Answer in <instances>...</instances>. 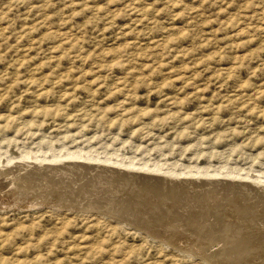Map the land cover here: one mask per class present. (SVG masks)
Returning <instances> with one entry per match:
<instances>
[{
	"label": "rangeland",
	"instance_id": "1",
	"mask_svg": "<svg viewBox=\"0 0 264 264\" xmlns=\"http://www.w3.org/2000/svg\"><path fill=\"white\" fill-rule=\"evenodd\" d=\"M0 165V264H264V0H0Z\"/></svg>",
	"mask_w": 264,
	"mask_h": 264
},
{
	"label": "bare ground",
	"instance_id": "2",
	"mask_svg": "<svg viewBox=\"0 0 264 264\" xmlns=\"http://www.w3.org/2000/svg\"><path fill=\"white\" fill-rule=\"evenodd\" d=\"M78 155V154H77ZM79 156H80V154H79ZM79 156H77V157H79ZM71 158V157H70ZM75 158V157H74ZM85 158H87V157H85ZM91 158V157H90ZM89 158V159H90ZM93 159V158H92ZM45 161V160H44ZM79 163H81V162H79ZM71 164H73V162L71 163ZM70 164V165H71ZM55 165V164H54ZM63 165H65V163L63 164ZM87 165H89V164H87ZM102 165V164H101ZM1 166V165H0ZM47 166V165H46ZM59 166H60V164H59ZM58 166V167H59ZM75 166V165H74ZM90 166H92V165H90ZM43 167V166H42ZM61 167V166H60ZM80 167V166H79ZM6 168V167H5ZM96 168V167H95ZM36 169H38V168H36ZM72 169V168H71ZM103 169V168H102ZM13 170V169H12ZM47 170V169H46ZM93 170V169H92ZM107 170V169H106ZM2 171V170H1ZM90 171H91V169H90ZM38 172V171H37ZM89 172V171H88ZM117 172V171H116ZM61 173V172H60ZM32 174V173H31ZM36 174V173H35ZM43 175V174H42ZM51 175V174H50ZM130 175V174H129ZM36 176V175H35ZM45 176H46V174H45ZM56 176V175H55ZM97 176V175H96ZM118 176V175H117ZM131 176V175H130ZM120 177V176H119ZM21 178V177H20ZM113 178V177H112ZM121 178V177H120ZM48 179H49V177H48ZM127 179V178H126ZM134 179H136L135 177H134ZM29 180H30V178H29ZM125 180V179H124ZM168 180V179H167ZM172 180V179H171ZM19 181H21V180H19ZM12 182V181H11ZM43 182V181H42ZM124 182H126V181H123V183ZM164 182V181H163ZM170 182V181H169ZM168 182V183H169ZM209 182V181H208ZM27 183V182H26ZM44 183H45V181H44ZM139 183V182H138ZM142 183V182H141ZM193 183V182H192ZM200 183V182H199ZM19 184V183H18ZM24 184V183H23ZM47 184V183H46ZM53 184V183H52ZM165 184V183H164ZM217 184V183H216ZM236 184V183H235ZM2 186H3V184H1ZM14 185V184H13ZM21 185V184H20ZM19 185V186H20ZM45 185V184H44ZM152 185V184H151ZM195 185V184H194ZM199 185V184H198ZM212 185V184H211ZM237 185V184H236ZM239 185V184H238ZM139 186V185H138ZM191 186V185H190ZM226 186V185H225ZM7 187V186H6ZM9 187V186H8ZM12 187V186H11ZM13 187H15V186H13ZM27 187V186H26ZM25 187V188H26ZM50 187V186H49ZM170 187V186H169ZM188 187V186H187ZM206 187H208V186H206ZM214 187H217V186H214ZM237 187V186H236ZM241 187V186H240ZM16 188H17V185H16ZM23 188V187H22ZM147 188H148V186H147ZM185 188V187H184ZM228 188V187H227ZM243 188V187H242ZM1 189V188H0ZM5 189V188H4ZM12 189V188H11ZM142 189V188H141ZM149 189V188H148ZM162 189H163V187H162ZM175 189V188H174ZM186 189V188H185ZM191 189H192V187H191ZM201 189V188H200ZM206 189V188H205ZM209 189V188H208ZM218 189V188H217ZM221 189V188H220ZM226 189V188H225ZM240 189V188H239ZM1 190H3V189H1ZM0 190V191H1ZM21 190V189H20ZM168 190V189H167ZM207 190V189H206ZM223 190V189H222ZM238 190V189H237ZM241 190H243V189H241ZM134 191V190H133ZM164 191V190H163ZM166 191V190H165ZM174 191H176V190H174ZM187 191H189V190H187ZM196 191V190H195ZM208 191V190H207ZM210 191V190H209ZM219 191V190H218ZM4 192H8V191H4ZM3 191H2V193H4ZM20 192V191H19ZM193 192V191H192ZM216 192V191H215ZM223 192V191H222ZM236 192V191H235ZM239 192V191H238ZM11 193V192H10ZM178 193H180V192H178ZM200 193V192H199ZM202 193V192H201ZM218 193V192H217ZM248 193V192H247ZM168 194V193H167ZM206 194H207V192H206ZM225 194V193H224ZM228 194V193H227ZM14 195V194H13ZM36 195V194H35ZM186 195V194H185ZM191 195V194H190ZM195 195V194H194ZM194 195H192V196H194ZM208 195H209V193H208ZM207 195V196H208ZM211 195V194H210ZM229 195V194H228ZM240 195V194H239ZM245 195V194H244ZM39 196V195H38ZM154 196V195H153ZM232 196V195H231ZM8 197V196H7ZM180 197V196H179ZM233 197V196H232ZM10 198V197H9ZM49 198V197H48ZM188 198V197H187ZM196 198V197H195ZM200 198L201 197H199V200H200ZM219 198H221V197H219ZM230 198V197H229ZM241 198V197H240ZM261 198V197H260ZM263 198V197H262ZM261 198V199H262ZM12 199V198H11ZM175 199V198H174ZM256 200L258 199V198H255ZM9 200V199H8ZM16 200V199H15ZM56 200V199H55ZM123 200V199H122ZM197 200V199H196ZM202 200V199H201ZM221 200V199H220ZM227 200V199H226ZM229 200V199H228ZM233 200V199H232ZM2 201V203H4V202H7L6 201V198H5V196H1V193H0V202ZM35 201H37V200H35ZM71 201H73V200H71ZM249 201V200H248ZM254 201V200H253ZM259 201V200H258ZM262 201V200H261ZM14 202V201H13ZM27 202V201H26ZM57 202V201H56ZM68 202V201H67ZM70 202V201H69ZM200 202V201H199ZM216 202V201H215ZM219 202V201H218ZM242 202V201H241ZM247 202V201H246ZM7 203H9V202H7ZM12 203V202H11ZM17 203H19V201L17 202ZM59 203H61V202H59ZM63 203V202H62ZM93 203V202H92ZM126 203V202H125ZM133 203V202H132ZM259 203V202H258ZM10 204V203H9ZM14 204V203H13ZM235 204V203H234ZM243 204H244V202H243ZM246 204V203H245ZM253 204V203H252ZM21 205V204H20ZM58 205V204H57ZM90 205V204H89ZM225 205V204H224ZM242 205V204H241ZM14 206H15V204H14ZM53 206V205H52ZM67 206V205H66ZM74 206V205H73ZM83 206V205H82ZM134 206V205H133ZM185 206V205H184ZM249 206V205H248ZM6 207V206H5ZM72 207V206H71ZM19 208V207H18ZM61 208V207H60ZM248 208V207H247ZM261 208H263V207H261ZM115 209V208H114ZM215 209V208H214ZM259 209V208H258ZM86 210V209H85ZM206 210V209H205ZM264 210V209H263ZM115 211V210H114ZM120 211V210H119ZM141 211V210H140ZM111 212V211H110ZM126 212H127V210H126ZM188 212V211H187ZM210 212V211H209ZM218 212V211H217ZM236 212V211H235ZM244 212V211H243ZM242 212V213H243ZM203 213V212H202ZM222 213V212H221ZM111 214H112V212H111ZM114 214H115V212H114ZM108 215V214H107ZM181 215V214H180ZM191 215V214H190ZM221 215V214H220ZM194 216V215H193ZM200 216V215H199ZM110 217H112V216H110ZM116 217H117V215H116ZM125 217V216H124ZM132 217V216H131ZM167 217H169V216H167ZM259 217V216H258ZM169 219V218H168ZM248 219V218H247ZM194 220V219H193ZM241 220V219H240ZM179 221V220H178ZM225 221V220H224ZM205 222V221H204ZM148 223V222H147ZM216 223V222H215ZM236 223V222H235ZM245 224V223H244ZM233 225V224H232ZM239 225V224H238ZM197 226V225H196ZM254 226V225H253ZM148 227V226H147ZM173 227V226H172ZM203 227V226H202ZM214 227V226H213ZM228 227V226H227ZM247 227V226H246ZM189 228V227H188ZM208 230V229H207ZM259 231V230H258ZM201 232V231H200ZM232 232V231H231ZM237 232V231H236ZM156 233V232H155ZM204 233V232H203ZM247 233V232H246ZM252 233V232H251ZM250 233V234H251ZM182 234V233H181ZM202 234V233H201ZM203 235V234H202ZM238 235V234H237ZM228 236V235H227ZM188 237V236H187ZM223 237V236H222ZM202 238V237H201ZM208 238H210V237H208ZM261 238V237H260ZM179 239V238H178ZM218 239V238H217ZM239 239V238H238ZM181 240V239H180ZM235 240V239H234ZM196 241V240H195ZM174 242V241H173ZM223 242H225V241H223ZM235 242V241H234ZM178 243V242H177ZM180 243V242H179ZM187 243V242H186ZM202 243V242H201ZM208 243V242H207ZM174 244H175V242H174ZM187 244H189V243H187ZM224 244V243H223ZM176 245V244H175ZM214 245V244H213ZM179 246V245H178ZM181 246H182V244H181ZM219 246V245H218ZM253 246V245H252ZM183 247H185V246H183ZM187 247H188V245H187ZM189 247H190V245H189ZM188 247V251H189V248ZM192 247V246H191ZM201 247V246H200ZM186 248V247H185ZM225 248V247H224ZM235 248V247H234ZM182 249V248H181ZM183 250V249H182ZM191 250V249H190ZM235 250V249H234ZM241 250V249H240ZM193 251V250H192ZM236 251V250H235ZM263 251V250H262ZM211 252H212V250H211ZM247 252V251H246ZM207 253V252H206ZM236 254V253H235ZM206 255H208L207 257H209V254H206ZM216 255V254H215ZM222 255H224V254H222ZM204 256V255H203ZM245 256V255H244ZM206 257V258H207ZM224 257V256H223ZM264 257V256H263ZM211 258V257H210ZM210 258H209V260H210ZM214 258V257H213ZM218 258H220V257H218ZM208 259V258H207ZM220 260V259H219ZM224 260V259H223ZM225 260H226V258H225ZM230 260V259H229ZM211 261H212V258H211ZM216 261V260H215ZM227 261H228V259H227ZM258 261V260H257ZM222 262V261H221ZM256 262V261H255ZM215 263V262H214ZM218 263V260H217V262H216V264ZM220 263V262H219ZM264 263V262H263ZM223 264V263H222ZM226 264V263H225ZM246 264V263H245Z\"/></svg>",
	"mask_w": 264,
	"mask_h": 264
}]
</instances>
